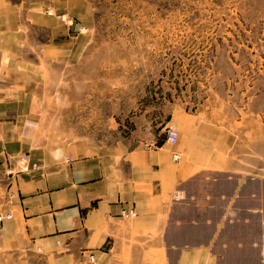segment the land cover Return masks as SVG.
Wrapping results in <instances>:
<instances>
[{
    "label": "rangeland",
    "instance_id": "374dc122",
    "mask_svg": "<svg viewBox=\"0 0 264 264\" xmlns=\"http://www.w3.org/2000/svg\"><path fill=\"white\" fill-rule=\"evenodd\" d=\"M0 3V52L41 69L37 81L28 72L14 80L45 142L83 137L117 146L154 138L184 163L192 119L210 150L232 149L230 163L264 179V0ZM13 69L0 71L10 81L0 87L15 86ZM169 127L179 132L176 145ZM18 257L0 255V264H23Z\"/></svg>",
    "mask_w": 264,
    "mask_h": 264
},
{
    "label": "crops",
    "instance_id": "0c3cea01",
    "mask_svg": "<svg viewBox=\"0 0 264 264\" xmlns=\"http://www.w3.org/2000/svg\"><path fill=\"white\" fill-rule=\"evenodd\" d=\"M75 19H67V29H74ZM8 54L0 52V71L14 67L15 86L0 87V213L12 218L0 224L2 259L264 264V179L230 163L232 149L224 155L210 150L197 120L191 119L184 138V163L154 138L105 146L82 137L55 146L37 134L14 80L28 72L37 81L39 65L8 61ZM8 82L0 73V86ZM21 157L29 172H20Z\"/></svg>",
    "mask_w": 264,
    "mask_h": 264
},
{
    "label": "built area",
    "instance_id": "2783aa9c",
    "mask_svg": "<svg viewBox=\"0 0 264 264\" xmlns=\"http://www.w3.org/2000/svg\"><path fill=\"white\" fill-rule=\"evenodd\" d=\"M179 137V132L174 128V127H169L168 131H167V139L168 142L176 145L179 141L178 139ZM174 160L175 161H179L181 159V155L174 153ZM21 163H22V168L20 170V172H29V167H28V159L26 157H21ZM13 176L12 173L8 174ZM123 216H131L132 218L136 217V214L133 212L127 213L126 211H124ZM12 218V215L10 213H0V224L3 223L4 220H9ZM91 262H94V259H91Z\"/></svg>",
    "mask_w": 264,
    "mask_h": 264
}]
</instances>
